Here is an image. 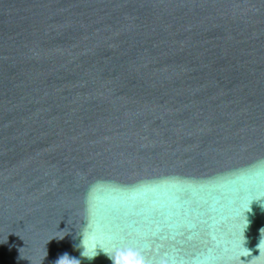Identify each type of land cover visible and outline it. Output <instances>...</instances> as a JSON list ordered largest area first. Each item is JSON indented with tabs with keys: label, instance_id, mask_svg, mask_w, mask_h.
Wrapping results in <instances>:
<instances>
[{
	"label": "water",
	"instance_id": "1",
	"mask_svg": "<svg viewBox=\"0 0 264 264\" xmlns=\"http://www.w3.org/2000/svg\"><path fill=\"white\" fill-rule=\"evenodd\" d=\"M132 252L264 264V0H0V264Z\"/></svg>",
	"mask_w": 264,
	"mask_h": 264
},
{
	"label": "clouds",
	"instance_id": "2",
	"mask_svg": "<svg viewBox=\"0 0 264 264\" xmlns=\"http://www.w3.org/2000/svg\"><path fill=\"white\" fill-rule=\"evenodd\" d=\"M83 241H84V237H83V240H82V244H83ZM83 254H84V252H82V255ZM130 254L135 255V257H136L134 264H146V262L143 260V257L140 256L138 253L132 252ZM63 258H64V256L61 257L60 260H62ZM60 260L57 261V264H59Z\"/></svg>",
	"mask_w": 264,
	"mask_h": 264
}]
</instances>
